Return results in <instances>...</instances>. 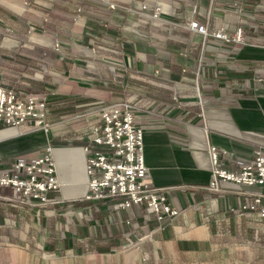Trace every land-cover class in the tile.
<instances>
[{
    "label": "crops",
    "instance_id": "crops-1",
    "mask_svg": "<svg viewBox=\"0 0 264 264\" xmlns=\"http://www.w3.org/2000/svg\"><path fill=\"white\" fill-rule=\"evenodd\" d=\"M156 11L158 20L151 18ZM192 21L205 26L207 35L191 30ZM2 25L23 37L33 30L34 44L51 47L53 61L40 50L35 76L38 82L46 78L55 95L50 137L0 130V170L15 159L36 158L51 144L62 188L61 196L50 195L52 205L0 197V264H39L41 254H70L73 243H85L96 258L142 243L148 258L96 264H264V245L254 248V261L248 251L222 255L233 247L223 239L237 232L235 224L244 235L259 232L252 231L250 216L226 214L245 197L209 190L212 147L220 168L230 172L264 148V0H0ZM220 31L228 39L217 38ZM239 32L242 43L234 39ZM124 102L135 107L144 131L147 178L166 190L174 208L186 210L166 230L145 206L119 210L114 199L85 200L83 146L101 123L102 108ZM62 133L76 138L62 141ZM159 253L173 261L154 260Z\"/></svg>",
    "mask_w": 264,
    "mask_h": 264
},
{
    "label": "built area",
    "instance_id": "built-area-1",
    "mask_svg": "<svg viewBox=\"0 0 264 264\" xmlns=\"http://www.w3.org/2000/svg\"><path fill=\"white\" fill-rule=\"evenodd\" d=\"M108 5L111 10L117 8L115 4ZM146 9V6L142 7L143 11ZM151 18L158 20V11ZM75 21H79V15ZM190 29L207 35L206 27L197 21L190 23ZM215 36L228 39L222 31ZM234 39L242 43L244 37L239 32ZM54 49L62 53L59 43L55 44ZM47 99L19 93L0 81V130L11 127L25 129L27 133L41 131L48 136L51 126L46 122ZM134 108L127 102L103 107L101 123L91 128L89 139L83 146L89 187L85 200L114 199L119 210L145 206L163 223L167 218L178 216L179 211L173 209L163 189L154 187L147 178L144 131L136 124ZM263 149H257L252 161L239 171L230 172L220 168L219 153L212 147L210 159L213 179L209 185V190L214 193L231 192L245 197L244 202L237 209L232 206L230 212L236 214L238 211L261 223L264 222ZM241 187H260L263 190L251 192ZM0 188L11 189L22 204H30L33 200L43 205L55 204L50 200V195L61 192L62 184L52 145L48 144L44 152L34 159L18 158L8 169L0 170Z\"/></svg>",
    "mask_w": 264,
    "mask_h": 264
},
{
    "label": "rangeland",
    "instance_id": "rangeland-1",
    "mask_svg": "<svg viewBox=\"0 0 264 264\" xmlns=\"http://www.w3.org/2000/svg\"><path fill=\"white\" fill-rule=\"evenodd\" d=\"M4 25V24H3ZM0 26V81L7 87L16 90L19 93L23 94H33V95H39L43 97H47V118L46 122L51 126L50 133L47 137L51 136L52 128L54 127V121L53 117L49 116V104L51 103V99L55 95L54 87L51 85H47L45 83L46 78H43L41 81L38 82L39 78L35 76V73L37 74L38 70V63L39 61V56L41 54L40 50H43L46 52L47 60L49 62H52L54 57L52 56L53 53L51 52V47H46L42 48L40 46H37L36 44L33 43L34 36H32L33 31L31 34H27V37H23L20 35V31H17L16 29H13L11 27L7 28L5 26ZM8 26L7 24H5ZM24 32V31H23ZM22 32V33H23ZM38 44V43H37ZM22 55H28L29 58H23ZM28 70L34 69L31 73H29ZM1 75H3L1 77ZM30 76V78H29ZM34 76V77H33ZM37 80V81H36ZM7 81H9L12 85H8ZM32 87H36V91H30ZM26 131V130H25ZM30 131V130H29ZM28 131V132H29ZM39 132V131H37ZM59 138L62 141H68L72 142L73 138H76L75 134H65L62 133L59 135ZM43 143L40 142V146H42ZM48 146V145H47ZM155 187V186H154ZM158 188V187H156ZM162 189V188H158ZM165 189H163V193H165ZM61 196V192H59ZM166 194V193H165ZM0 197L2 198H13L14 195L12 196H7V195H2L0 194ZM168 197V196H167ZM15 198V197H14ZM172 206V205H171ZM173 207V206H172ZM236 209L238 208L235 206ZM198 208V207H197ZM147 209V208H146ZM173 209H176L173 207ZM179 211V215L176 217H171L167 218L165 222L161 223L157 220L156 216L153 215L152 213L149 214V216H154L156 219V222L158 223V228L161 230H166L171 224H174L175 221L180 218L183 213L186 210H180L176 209ZM227 216L229 215H234V216H239L240 213L237 211V213H231L230 210L226 211ZM207 212H204L206 214ZM239 220V219H238ZM254 225L252 226L254 229L252 230L253 232H259V234H252L250 231H247V233L244 235L240 231L239 223L235 224V227H233L234 231L235 229L237 232H233L231 235L228 234V236H225L223 239V244H226L224 246H233L229 247L228 251H223L222 255L225 257H228L229 254L235 255L237 254L240 255L242 254V251H248V260L251 259L252 261L255 260L256 256V251H254V248H256L257 244L259 245H264V236H261L260 232L264 231V222L261 223L255 219V222H252ZM241 233V235H240ZM255 235V236H253ZM258 235V236H257ZM264 235V234H263ZM231 236V237H230ZM145 239L140 238L139 241H144ZM256 241L258 243H256ZM60 245V244H59ZM65 245V244H64ZM142 243L138 245L136 248L133 250H121L119 253L116 254H111L107 253L104 254L103 256L99 255L97 258L96 256L93 255V251H90L89 248L85 246V243L83 244H75L73 243V249L70 254L68 253H62L58 254V256L50 255V254H45V255H40L41 257H44L42 260L43 262H39V264H96L97 262H118V261H126L131 259V261L135 262H148V258L146 253L143 252V247ZM236 246V247H235ZM240 247H246L244 250H240ZM68 247H64V249H67ZM79 249V250H78ZM238 249V250H235ZM223 250H227V248L224 247ZM129 255V256H127ZM155 256V257H154ZM153 258L154 260L159 261L163 260L164 262H172L173 259H171V256H167L166 254L159 253L154 254ZM205 256V255H204ZM126 257L128 259H126ZM120 258V259H119ZM193 259V258H192ZM153 259L151 261H154ZM194 260H202V261H208L206 258L198 259L194 258ZM220 260H224L223 258H220ZM225 260H227L225 258Z\"/></svg>",
    "mask_w": 264,
    "mask_h": 264
},
{
    "label": "trees",
    "instance_id": "trees-1",
    "mask_svg": "<svg viewBox=\"0 0 264 264\" xmlns=\"http://www.w3.org/2000/svg\"><path fill=\"white\" fill-rule=\"evenodd\" d=\"M0 194H6L5 191H4V188H0Z\"/></svg>",
    "mask_w": 264,
    "mask_h": 264
}]
</instances>
